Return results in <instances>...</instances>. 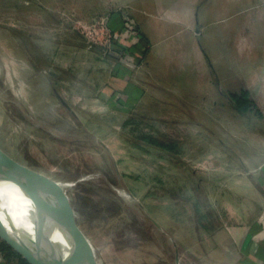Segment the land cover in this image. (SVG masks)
Masks as SVG:
<instances>
[{
  "label": "rangeland",
  "instance_id": "1",
  "mask_svg": "<svg viewBox=\"0 0 264 264\" xmlns=\"http://www.w3.org/2000/svg\"><path fill=\"white\" fill-rule=\"evenodd\" d=\"M99 6L97 0H0V148L63 186L60 198L70 204L96 264H176L171 246L177 248L176 234L190 235L191 221L201 218L194 215L198 203L203 205L196 191L212 193L201 174L203 156L216 146L240 149L226 141L216 121L224 124L223 112L234 111L232 106H139L128 115L102 106H62L29 51L56 52L68 67L77 62L72 46L86 41L80 24L100 18ZM126 120L131 124L121 127ZM257 123L264 130V121ZM117 128L124 137L112 131ZM179 137L182 142L172 141ZM144 153L150 158L141 157ZM159 167L181 170L182 181L164 179ZM199 224L206 234L209 222Z\"/></svg>",
  "mask_w": 264,
  "mask_h": 264
},
{
  "label": "crops",
  "instance_id": "2",
  "mask_svg": "<svg viewBox=\"0 0 264 264\" xmlns=\"http://www.w3.org/2000/svg\"><path fill=\"white\" fill-rule=\"evenodd\" d=\"M97 1L98 17L120 22L114 50L128 45L122 14L135 21L142 58L128 53L127 65L79 37L82 43L72 46L79 69L76 60L69 67L59 63L56 52L29 51L30 61L43 71L41 80L62 106H102L111 113H127L126 106L231 107L230 95L249 92L262 118L229 110L223 112L226 126L216 120L226 141L240 149L216 146V153L203 156L201 174L207 175L212 193L196 191L203 203L194 214L201 215L200 221L193 219L191 234H176L177 248L171 246L176 264H264V130L257 123L264 121V0ZM109 27L113 30L111 17ZM112 131L124 137L118 128ZM162 168L157 170L164 179L182 181L181 170ZM202 222L210 224L204 235ZM0 264H8L1 251Z\"/></svg>",
  "mask_w": 264,
  "mask_h": 264
},
{
  "label": "water",
  "instance_id": "3",
  "mask_svg": "<svg viewBox=\"0 0 264 264\" xmlns=\"http://www.w3.org/2000/svg\"><path fill=\"white\" fill-rule=\"evenodd\" d=\"M50 183L61 185L14 160L0 148V187L15 185L32 204V227L26 228L25 223L18 226L6 214L7 223L0 218V240L29 264H62L56 243L57 223L61 220L71 247L72 263L96 264L86 236L69 213L70 204L60 198L62 188L52 192Z\"/></svg>",
  "mask_w": 264,
  "mask_h": 264
},
{
  "label": "bare ground",
  "instance_id": "4",
  "mask_svg": "<svg viewBox=\"0 0 264 264\" xmlns=\"http://www.w3.org/2000/svg\"><path fill=\"white\" fill-rule=\"evenodd\" d=\"M57 187L62 188L63 186L59 185ZM57 187L51 184L50 190L52 192L56 189L59 190ZM122 195L126 197L127 200H130V197L124 195V193ZM31 213L32 204L18 187L15 185L0 187V218L5 223H7V214L12 216L18 226H20L21 223H25L26 228L30 229L32 227L30 222ZM56 218H58V216ZM57 225L56 243L61 252L62 264H73L71 260V247L66 237L67 234L64 225L61 220H59Z\"/></svg>",
  "mask_w": 264,
  "mask_h": 264
},
{
  "label": "built area",
  "instance_id": "5",
  "mask_svg": "<svg viewBox=\"0 0 264 264\" xmlns=\"http://www.w3.org/2000/svg\"><path fill=\"white\" fill-rule=\"evenodd\" d=\"M124 21V32L127 44L136 45L140 40V32L137 28L135 21L129 18L126 14H122ZM110 16L100 17L94 20L91 24H80L82 33L89 44L96 45L102 48L105 56L114 57L121 63L127 62L126 59L128 53L126 51L114 50V45L117 43V38L114 31L109 27Z\"/></svg>",
  "mask_w": 264,
  "mask_h": 264
},
{
  "label": "trees",
  "instance_id": "6",
  "mask_svg": "<svg viewBox=\"0 0 264 264\" xmlns=\"http://www.w3.org/2000/svg\"><path fill=\"white\" fill-rule=\"evenodd\" d=\"M111 17V27L113 28L114 34L116 36V38L118 39V34H117V30L119 29L120 22L118 23H113L114 20L116 18ZM116 46V44L114 45ZM121 47V46H120ZM137 45H127L126 47L122 46L121 49L122 51H126L127 53L130 54H134L137 58L140 57V59L142 58L143 52L137 51ZM230 99L233 103L232 109L233 111L241 116V117H250V115L254 114L256 117L258 118H262V113L260 111V109L258 108V106L256 105V103L251 99L249 92H242L241 94H232L230 95ZM127 109V113L131 114L132 113V109H134L137 106H126ZM126 112V111H125ZM131 120H126L124 122V126H128L129 124H131ZM132 137L127 136L126 137V141L128 143H133L132 142ZM140 141H144V142H149L150 145L154 146V147H161V145L159 144V142L157 140H149V138L146 137H140L137 138ZM162 148L164 149L165 147L162 146ZM0 251L2 252V254L5 256L8 264L11 263H18V264H29L24 258H22V256H20L17 252H15L10 246H8L5 242H3L2 240H0Z\"/></svg>",
  "mask_w": 264,
  "mask_h": 264
}]
</instances>
